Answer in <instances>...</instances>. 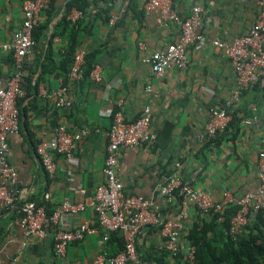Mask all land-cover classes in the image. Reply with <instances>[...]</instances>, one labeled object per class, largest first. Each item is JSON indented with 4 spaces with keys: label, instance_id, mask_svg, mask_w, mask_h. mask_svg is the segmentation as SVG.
Listing matches in <instances>:
<instances>
[{
    "label": "crops",
    "instance_id": "obj_1",
    "mask_svg": "<svg viewBox=\"0 0 264 264\" xmlns=\"http://www.w3.org/2000/svg\"><path fill=\"white\" fill-rule=\"evenodd\" d=\"M83 0H49L39 16V41L27 57L23 75L36 68L32 84L37 89L18 100L19 132L9 138L8 163L14 171L12 185L7 187L16 201L13 208L0 207V264H93L104 251L121 252L113 237L123 242L120 233H112L107 242L98 231L71 243L64 258L56 256L53 238L56 229H72L79 224L97 226L90 205L96 187L104 181L103 167L111 127V114L121 111L125 120L140 118L146 107L152 111L151 130L155 140L135 148L119 151L118 178L125 196L143 197L160 208L163 217L182 222L185 234L208 215L195 207L182 206L175 193L167 200L160 193L168 178L177 177L196 189L222 199L229 193L237 200L246 194H257L259 179L257 160L264 149V86L244 91L233 107L236 121L227 130L207 140H200L213 109L222 108L235 87L230 62L211 46V41L231 42L245 35L258 15V0H206L202 6V45L188 48L185 70H168L155 77L142 62L145 54L163 49L177 40L179 27L160 26L154 16L143 9V0H84V11L73 3ZM174 10L185 18L195 0H173ZM22 0H0V42L10 44L19 33ZM81 13L76 16L74 13ZM111 17L115 23L111 24ZM77 50L96 53L93 67L99 68L101 80L83 78L65 81L60 70L72 37ZM146 45V52L138 44ZM49 58L52 72L41 74ZM86 63V60H85ZM17 72L11 52L0 50V81ZM67 88L71 101L68 109L56 106V92ZM250 125H243L244 121ZM64 125L70 132L82 127L97 129L78 143L73 161L52 155L56 172L53 176L41 166L36 146L54 138L56 128ZM65 200L84 203L85 210L63 215L47 231L43 240L27 241L19 227L21 207L26 202L43 206L53 213ZM264 202V195L262 196ZM186 213L185 219L181 214ZM113 238V240H112ZM163 240L158 229L148 226L139 235L136 250L145 264H162ZM186 251L176 258L165 256L166 264H185Z\"/></svg>",
    "mask_w": 264,
    "mask_h": 264
},
{
    "label": "built area",
    "instance_id": "obj_2",
    "mask_svg": "<svg viewBox=\"0 0 264 264\" xmlns=\"http://www.w3.org/2000/svg\"><path fill=\"white\" fill-rule=\"evenodd\" d=\"M189 14L181 18L173 7V0H143L144 11L154 16L162 27L176 25L179 36L176 41L169 43L163 49L145 54L142 62L147 64L155 77H162L168 70H185L188 66V48L192 45H202L205 38L201 33L202 6L206 0H195ZM49 0H22V21L17 38L10 44L0 42V50L11 52L17 72L9 80L0 81V207L13 208L16 198L7 187L12 185L14 171L8 163L9 138L19 132L20 112L17 107L19 99L25 96L21 85L24 66L27 57L35 47L34 30L38 27L40 14L48 8ZM258 15L249 31L234 38L231 42L221 40L211 41V46L227 59L235 76V87L224 107L213 109L200 140L214 138L224 133L232 120L228 113L239 101L242 93L255 85L264 86V0L257 1ZM81 13H74L78 16ZM111 17L110 23H115ZM138 50L146 52L144 43L138 44ZM85 54L75 51L68 80L80 81L85 77ZM88 78L99 82L101 76L98 67H93ZM56 106L68 109L71 101L67 97V88L61 87L56 92ZM152 111L146 107L140 118L133 122L125 120L121 111L111 114L112 124L107 133L108 144L105 151V162L102 170L104 181L99 184L90 205L93 208L97 226L82 223L72 229H56L53 247L56 256L64 258L67 247L74 242L83 240L87 235L100 231L103 241L107 242L110 234L120 233L124 242L123 250L115 256L105 251L97 255L93 264H145L136 250V243L142 230L148 226L158 229L163 240L161 248L171 256H177L186 251L185 260L191 264L194 260V249L183 247L182 222H172L165 219L151 200L143 197L125 196L123 185L118 178L119 151L121 148H135L155 140L150 124ZM251 122L244 121L245 126ZM97 129L82 127L76 132H70L64 125L56 128L55 136L48 141H41L36 146L38 160L47 174L53 176L56 172L52 155H58L66 161H73L79 142ZM264 146V132L261 137ZM257 176L259 189L257 194H246L235 200L229 193L222 199L213 198L209 193L194 188L182 182L177 177L168 178L160 189V193L167 200H171L177 193L182 206L191 205L204 215L218 214V222L223 221V213L229 205H237V212L231 218L228 234L235 239L240 235L253 215L264 210V149L259 152L257 160ZM85 204L73 200H65L51 214L43 206L32 202L22 205L23 217L19 221L27 241L43 240L51 226H55L63 215H76L85 210ZM186 213L181 214L185 219Z\"/></svg>",
    "mask_w": 264,
    "mask_h": 264
},
{
    "label": "trees",
    "instance_id": "obj_3",
    "mask_svg": "<svg viewBox=\"0 0 264 264\" xmlns=\"http://www.w3.org/2000/svg\"><path fill=\"white\" fill-rule=\"evenodd\" d=\"M73 6L84 11L85 2L83 0L81 6L75 2ZM39 29L41 28L37 27L34 30L33 38L35 41H39V32L42 33V30ZM77 44V39L73 36L65 52L60 69L65 77L64 82L68 80V73L73 62V55L77 49ZM95 58V52L86 54L84 78H87L89 72L92 70ZM52 71V63L47 57L46 61L42 64L41 74H47ZM35 73L36 68H30L28 69V74L22 76L21 79L22 88L28 94H31L32 91L35 92L37 89V83L32 84V78ZM253 89H258V85H255ZM228 113L231 115L232 120L236 121V112L232 109ZM237 210V205H229L223 213V221L218 222V214L212 213L207 216L208 222L200 220L194 223L188 230L184 238L189 244L188 246L194 249V260L191 264H264V210L253 215L242 233L233 239L229 236L228 231L231 218ZM113 238L122 251L124 242H121L118 237ZM162 251V264H166L165 256L171 255L164 249ZM180 255L172 257L178 258ZM185 264L189 263L185 262Z\"/></svg>",
    "mask_w": 264,
    "mask_h": 264
}]
</instances>
